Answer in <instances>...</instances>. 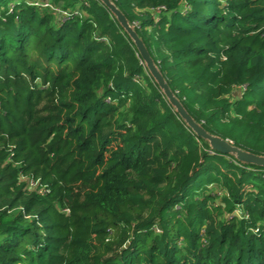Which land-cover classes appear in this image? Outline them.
Returning <instances> with one entry per match:
<instances>
[{
	"label": "trees",
	"instance_id": "16d2710c",
	"mask_svg": "<svg viewBox=\"0 0 264 264\" xmlns=\"http://www.w3.org/2000/svg\"><path fill=\"white\" fill-rule=\"evenodd\" d=\"M112 1L264 156V0ZM0 264H264V166L101 0H0Z\"/></svg>",
	"mask_w": 264,
	"mask_h": 264
},
{
	"label": "water",
	"instance_id": "95a60500",
	"mask_svg": "<svg viewBox=\"0 0 264 264\" xmlns=\"http://www.w3.org/2000/svg\"><path fill=\"white\" fill-rule=\"evenodd\" d=\"M103 4L116 16L122 27L129 34V36L134 41L138 52L145 62L149 72L153 76V78L158 83L159 87L164 92L165 96L168 98L169 102L175 107L179 115L185 120L187 125L199 136L210 142V145L213 149L225 153V154H233L237 159L247 163H253L257 165L264 166V156L255 154L253 152L244 150L229 140L222 138L218 135L212 134L208 132L204 126L198 123L191 114L184 107L182 102L178 99V97L172 91L170 85L164 78L160 69L156 65L152 55L150 54L148 48L146 47L142 38L138 35L134 26L129 22L126 15L116 6V4L112 0H101Z\"/></svg>",
	"mask_w": 264,
	"mask_h": 264
},
{
	"label": "built area",
	"instance_id": "2783aa9c",
	"mask_svg": "<svg viewBox=\"0 0 264 264\" xmlns=\"http://www.w3.org/2000/svg\"><path fill=\"white\" fill-rule=\"evenodd\" d=\"M238 214H240L239 210L237 211Z\"/></svg>",
	"mask_w": 264,
	"mask_h": 264
}]
</instances>
